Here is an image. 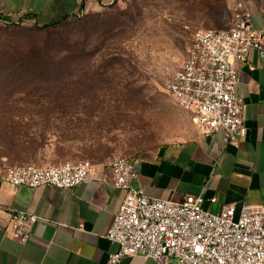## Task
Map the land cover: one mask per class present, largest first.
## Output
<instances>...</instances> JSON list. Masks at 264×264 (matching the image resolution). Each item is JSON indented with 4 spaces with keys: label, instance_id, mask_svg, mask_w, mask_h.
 <instances>
[{
    "label": "rangeland",
    "instance_id": "rangeland-1",
    "mask_svg": "<svg viewBox=\"0 0 264 264\" xmlns=\"http://www.w3.org/2000/svg\"><path fill=\"white\" fill-rule=\"evenodd\" d=\"M248 6L264 22V0H248ZM233 11L234 0H114L94 15L102 22L88 29L70 24L75 20L50 31L0 29V64L9 67L0 69V164H99L189 137L192 121L167 83L195 32L230 27ZM64 39L80 52L59 76L16 71L20 78H6L12 60L28 58V42L41 46ZM52 109L80 113L68 135L73 147L58 161L42 159L52 149L34 159L15 156L8 142L20 135L21 119Z\"/></svg>",
    "mask_w": 264,
    "mask_h": 264
},
{
    "label": "crops",
    "instance_id": "crops-1",
    "mask_svg": "<svg viewBox=\"0 0 264 264\" xmlns=\"http://www.w3.org/2000/svg\"><path fill=\"white\" fill-rule=\"evenodd\" d=\"M114 0H0L3 15L38 27L70 17L98 12ZM251 23L264 27L251 12ZM238 90L246 105V137L226 144L224 130L205 134L192 121L189 137L155 144L129 157L138 177L134 186L152 197L181 201L203 195V208L219 212L264 203V57L252 50L238 64ZM181 108V107H180ZM182 109V108H181ZM105 177L72 188L13 186L0 178V264H106L118 245L106 238L123 192L112 187L115 174L109 163L96 164ZM35 213L43 219L25 243L6 233L10 210ZM120 264H157L152 258L123 256Z\"/></svg>",
    "mask_w": 264,
    "mask_h": 264
},
{
    "label": "built area",
    "instance_id": "built-area-1",
    "mask_svg": "<svg viewBox=\"0 0 264 264\" xmlns=\"http://www.w3.org/2000/svg\"><path fill=\"white\" fill-rule=\"evenodd\" d=\"M233 12L230 27L195 32L184 61L167 83L168 93L192 114L193 122L208 135L224 130L226 144H238L248 133L238 64L252 50L264 57V27L251 23L248 0H234ZM10 23L12 18L0 11V26ZM107 163L115 174L112 187L123 192V199L106 235L118 249L106 264H120L126 255L152 258L157 264H264V203L244 206L237 217L232 206L216 213L206 210L203 195L181 201L152 197L133 185L138 177L134 160L119 157ZM0 178L32 188H72L87 180H106L90 161L46 167L3 163ZM41 219L12 209L5 231L25 243Z\"/></svg>",
    "mask_w": 264,
    "mask_h": 264
},
{
    "label": "trees",
    "instance_id": "trees-1",
    "mask_svg": "<svg viewBox=\"0 0 264 264\" xmlns=\"http://www.w3.org/2000/svg\"><path fill=\"white\" fill-rule=\"evenodd\" d=\"M99 13L100 12H89L81 17H70L41 27L30 25L33 27L25 28L23 26L29 25H21L13 22L1 25L0 29L11 30L21 26L23 30L26 31L24 33L32 32L33 29L40 32L50 31L52 29H58L71 20L75 21L70 24L76 26L82 25L84 29H88L86 27L102 22L94 17V15L98 16ZM18 36L22 38L24 36L23 32H19ZM28 43V52L30 53L27 55L28 58L21 62L12 60L11 63L13 65L10 68V73L6 75V78L17 80V78L21 77L16 76L18 72H24L31 76L42 72L48 79L54 78L59 76L60 69L64 68L66 64L69 65V62L76 61V56L78 52H80H77L74 46L71 47L65 39L60 42H45L41 46L33 45L35 41ZM5 67H8V65L0 64V69H3V71ZM16 71L18 72L16 73ZM5 72L6 71H4V73ZM37 113L39 114H32L27 117L26 120L17 116L18 120L21 119V133L18 137L12 138L8 142V145L12 150H17L14 155L19 158L30 157L34 159L38 152L52 149L50 156H45L42 159L47 161H58L66 155L69 148L73 147L74 141L68 138V135L75 130L76 120L79 119L80 113L66 109H52L48 111H39Z\"/></svg>",
    "mask_w": 264,
    "mask_h": 264
}]
</instances>
